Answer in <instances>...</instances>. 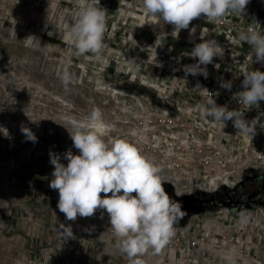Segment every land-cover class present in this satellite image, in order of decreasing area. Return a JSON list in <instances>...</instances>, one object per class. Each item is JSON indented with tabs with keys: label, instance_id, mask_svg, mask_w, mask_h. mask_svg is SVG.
<instances>
[{
	"label": "built area",
	"instance_id": "1",
	"mask_svg": "<svg viewBox=\"0 0 264 264\" xmlns=\"http://www.w3.org/2000/svg\"><path fill=\"white\" fill-rule=\"evenodd\" d=\"M192 27L195 32L187 39L191 48L201 42V36L215 39L223 47L222 57L201 66L206 68V78L183 71L185 65L196 63V58L186 55L191 48L174 53L168 47L160 49L157 42L151 50L113 51V64L98 69L104 74L112 70L122 80L128 76L127 80L147 89L150 97L143 100L139 94L118 89L114 77L107 76L100 91L103 104L111 88L115 103L123 98L131 102L128 108L120 102L112 111L102 109V114L110 126L109 136L126 137L162 168L163 187L172 188L174 200L210 198L264 178V128L260 127L264 123V101L247 109L239 104L237 94L243 90V71L264 72V61L255 59L252 46L239 34L249 30L264 34V18L248 3L243 18L229 13L219 22L209 23L201 15L192 20ZM171 32L160 39L161 43L168 36L178 38ZM133 60L134 65L130 63ZM221 81H231V88L221 87ZM206 89L217 94V105L243 111L246 120L259 117L256 134L242 137L236 134L231 120L223 127L222 121L205 115L198 106L209 98ZM175 192L183 195L177 197ZM103 212L98 209L95 213ZM242 217L246 222L241 223ZM109 227L108 218L102 220V228ZM174 228L175 235L159 253L149 249L139 257L144 264H264V207L238 212L230 207L205 206L202 213L190 215ZM116 254L120 264H130L118 248Z\"/></svg>",
	"mask_w": 264,
	"mask_h": 264
},
{
	"label": "rangeland",
	"instance_id": "2",
	"mask_svg": "<svg viewBox=\"0 0 264 264\" xmlns=\"http://www.w3.org/2000/svg\"><path fill=\"white\" fill-rule=\"evenodd\" d=\"M99 3L106 10V47L101 55L107 64L115 60L113 51L151 50L156 48V42L160 49L168 47L174 53L190 51L188 29H183L178 38L168 36L163 43L160 39L155 42L156 37L163 39L173 26L162 19L153 21L146 17L142 0H99ZM249 3L254 10L253 1ZM76 7V0H0V128H3L0 129V208L10 220L7 232H21L30 238L29 243L28 238L19 234L4 235L8 222L0 213V264H39L29 259L30 256L42 259L41 264H120L110 227L102 228V220L108 218L106 213L77 216L75 221H68L56 209L58 194L48 186L53 169L49 152L63 154L71 149L77 154L66 129L45 117L36 121L17 116L30 107L37 111L39 106L44 112L52 110L57 116L77 119L85 117L93 107L112 111L115 104L122 102V107L128 108L130 99L114 102L113 88L103 104L96 82L109 77H114V84L120 90L139 94L143 100L150 97L147 89L127 80L128 76L122 80L112 70L108 74L99 72V67L104 65L101 62L85 60L82 56L69 58L70 48L64 33L76 18ZM256 13L264 17V7L261 14L257 10ZM29 35L39 38L41 46H27L24 38ZM65 68L72 75L68 85L59 78ZM10 74L28 79L32 89L8 80ZM35 86L46 95L40 104L31 100L37 96ZM52 93L67 101L69 109L47 101ZM21 128L29 129L37 137L36 142L27 140ZM61 162L67 163L63 159ZM244 186L251 195L264 197V178ZM63 224L71 226L72 237L65 238L61 232ZM23 255L29 260L23 262Z\"/></svg>",
	"mask_w": 264,
	"mask_h": 264
},
{
	"label": "clouds",
	"instance_id": "3",
	"mask_svg": "<svg viewBox=\"0 0 264 264\" xmlns=\"http://www.w3.org/2000/svg\"><path fill=\"white\" fill-rule=\"evenodd\" d=\"M248 3L249 0H142V11L153 21L162 19L172 25L171 35L178 37L182 29L194 33L195 27L189 28V24L201 15L209 23L219 22L229 13L243 18ZM76 5V18L64 33L70 48L69 58L82 56L106 66L107 61L101 55L106 47V10L98 6L99 0H76ZM239 38L252 46L257 61H264V34L249 30L241 32ZM24 39L27 46H41L39 38L33 35ZM158 39L161 38L156 37L155 42ZM186 55L196 58V63L185 65L183 71L206 78V68L201 66L212 63L214 57H222L223 47L215 39L201 36V42ZM130 63L134 65L135 61ZM242 75L243 90L237 93L238 102L249 109L264 101V72L251 69L243 71ZM59 78L65 85L72 81L67 68ZM96 85L97 91L103 90L101 81ZM220 86L230 89L231 81H221ZM196 88L205 90L199 85ZM209 94L205 104L198 106L205 115L222 121L223 127L225 121L231 120L236 134L242 137L256 134L259 117L246 120L243 111L230 110L226 104L217 105L214 99L217 94ZM60 125L68 132L77 154L71 149L63 154L49 152V164L53 169L48 186L58 194L56 209L68 221H75L77 216L91 217L98 209L103 210L119 252L127 256L130 264H144L139 257L149 249L159 253L175 235L174 225L184 215L181 203L172 199L163 187L162 168L126 137L109 136L110 126L97 107L81 119L70 117ZM260 127L264 128V123H260ZM21 132L27 140L36 142L37 137L29 129L21 128ZM61 159L67 163H62ZM243 222H246L244 217L241 218ZM61 232L65 238L73 235L70 225L63 224Z\"/></svg>",
	"mask_w": 264,
	"mask_h": 264
},
{
	"label": "flooded vegetation",
	"instance_id": "4",
	"mask_svg": "<svg viewBox=\"0 0 264 264\" xmlns=\"http://www.w3.org/2000/svg\"><path fill=\"white\" fill-rule=\"evenodd\" d=\"M245 188L246 187L242 185L234 191H224L220 195L210 198H201V201L204 207H230L238 212L248 211L257 206L264 207V197L251 195Z\"/></svg>",
	"mask_w": 264,
	"mask_h": 264
},
{
	"label": "bare ground",
	"instance_id": "5",
	"mask_svg": "<svg viewBox=\"0 0 264 264\" xmlns=\"http://www.w3.org/2000/svg\"><path fill=\"white\" fill-rule=\"evenodd\" d=\"M10 67H14V66H10ZM8 80H10L11 82L16 83L17 85H19V87H23L25 86L26 88L28 87L29 89H32L31 87L33 86L32 83L29 82L28 79L24 78H16V76L14 74H10L8 75ZM35 89L37 91L34 92L35 95L37 96H33L31 97V100L36 103V104H40L44 101V98L46 97V95L44 94V90H42L39 86H35ZM50 98H46L47 101H52L55 102L57 104L62 105L65 109H69V104L67 101L63 100L60 96H58L55 93L50 94L49 96ZM18 117H22L25 119H34V120H40L43 117L47 118L50 121L53 122H57V123H62L65 119L70 118L69 117H62V116H57L55 112H53L52 110L49 112H44L42 109V106H39L38 110H34L33 107H30L28 109H26L24 111V113H18L17 114ZM109 131V130H108Z\"/></svg>",
	"mask_w": 264,
	"mask_h": 264
},
{
	"label": "water",
	"instance_id": "6",
	"mask_svg": "<svg viewBox=\"0 0 264 264\" xmlns=\"http://www.w3.org/2000/svg\"><path fill=\"white\" fill-rule=\"evenodd\" d=\"M165 191L169 194V196L172 198V188L171 187H166L164 188ZM173 199V198H172ZM181 203V206H182V210L184 212V215L175 223V224H183L190 215L192 214H200L204 211V206H203V202L201 201L200 198H197V197H187L183 200H177ZM0 213L2 215V217L7 220L8 222V225H7V228H6V231L4 232V235H14V234H19V235H22L23 237H26L28 238V236H26L25 234L21 233V232H7L9 229H10V220H8V218L5 216L4 214V211L2 208H0ZM29 240V243H30V238H28ZM30 249V246L28 247ZM55 250L56 247H54Z\"/></svg>",
	"mask_w": 264,
	"mask_h": 264
},
{
	"label": "trees",
	"instance_id": "7",
	"mask_svg": "<svg viewBox=\"0 0 264 264\" xmlns=\"http://www.w3.org/2000/svg\"><path fill=\"white\" fill-rule=\"evenodd\" d=\"M251 1H253V6H254L255 9L258 11V13L261 14L262 8L264 7V3H262V2L259 1V0H256V1L251 0ZM262 18H264V17H262Z\"/></svg>",
	"mask_w": 264,
	"mask_h": 264
},
{
	"label": "crops",
	"instance_id": "8",
	"mask_svg": "<svg viewBox=\"0 0 264 264\" xmlns=\"http://www.w3.org/2000/svg\"><path fill=\"white\" fill-rule=\"evenodd\" d=\"M37 250H38V248L35 249V251H37ZM33 251H34V250H33ZM23 254H24V253H23ZM21 258H22L23 262H25V260H29V259H32V258H33V259H35V261H38L39 264L42 263V262H40L42 259H39V258H37V257H32V256H30L29 259H27V258L25 257V255H23ZM19 260H20V259H19ZM31 263H32V261H31Z\"/></svg>",
	"mask_w": 264,
	"mask_h": 264
}]
</instances>
